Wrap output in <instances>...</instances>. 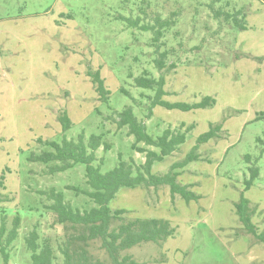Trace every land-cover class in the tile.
<instances>
[{"label": "rangeland", "instance_id": "374dc122", "mask_svg": "<svg viewBox=\"0 0 264 264\" xmlns=\"http://www.w3.org/2000/svg\"><path fill=\"white\" fill-rule=\"evenodd\" d=\"M150 1L148 12L160 11L164 18L183 9L166 38L178 51L171 61L180 64L166 76L163 99L196 104L212 97L216 102L188 112L154 108L153 117L145 120L153 137L167 129L181 130L182 124L185 129L195 126L177 153L155 164L154 173L166 174L183 162L203 134L212 130L214 137L198 144L200 160L189 163L179 177L200 199L187 203L177 196L172 202L169 187L119 191L110 203L113 211L127 210L129 218L169 220L176 229L159 245L147 243L125 254L140 264H264V242L258 238L264 236V120H257L264 115V0H233L246 9L248 29L224 25L216 35L220 25L203 0ZM137 15V7L123 0H0V180L6 177L0 194L9 196L5 206L23 220L10 264L30 261L24 238L35 224L42 236H64V228L45 208L51 202L41 192H63L80 210L94 206L67 189H87L85 165L50 174L47 165L28 161L32 152L47 149L39 140L103 134L112 149L96 152L94 166L103 160L102 174L118 166L119 155L137 165L145 162L144 155L132 150L135 137L112 119L125 107L144 119L145 109L121 89L136 98L142 92L152 95L134 87L133 80L144 69L159 76L148 45L151 33L119 19ZM175 31L180 33L176 41ZM96 72L110 91L108 101L96 90ZM63 113L72 122L66 132L59 122ZM216 125L221 130L212 129ZM254 168L259 176L252 180ZM239 206L250 224L241 220ZM99 246L92 245V252L108 260Z\"/></svg>", "mask_w": 264, "mask_h": 264}, {"label": "trees", "instance_id": "16d2710c", "mask_svg": "<svg viewBox=\"0 0 264 264\" xmlns=\"http://www.w3.org/2000/svg\"><path fill=\"white\" fill-rule=\"evenodd\" d=\"M203 1L208 11L212 13L214 20L220 25L213 35L218 34L224 25L232 26L240 31L248 29L246 9L240 7L237 2L233 0ZM123 2L132 4L133 9L137 7L138 15L130 18L119 16V19L125 21L129 27L151 33L148 45L153 50L152 64L159 76L156 77L151 70L144 69L133 80L134 87L151 91L152 95H149V92H142L139 98H136L131 95L129 90L121 89L125 95L131 97L135 106L145 109L144 119L139 120L132 107H125L122 112L117 113V118L112 119L118 129L128 128V135L135 137L132 150L144 155L145 162L137 165L134 160L125 161L122 155H119L118 166L102 174L100 167L103 160H100L97 167L94 166L98 162L96 152L100 148H104V151L112 149L111 144L105 141L103 134L93 135L89 139L81 134L77 140L64 138L61 142L39 140V143L47 149L40 154L32 152L28 161L47 165L50 174L66 172L78 164L85 165L87 189L75 186H68L67 189L77 196L87 197L94 206L90 209L80 210L65 200L63 192L54 188L41 192L51 202V205H46L45 208L55 215L54 223L62 226L65 232L63 238L42 236L39 223L35 224L24 238L25 249L30 254V261L27 264H140L125 253L147 243L159 245L173 237L176 229L169 220L129 218L127 210L113 211L110 208V203L116 198L119 191L122 188L144 187L147 191L154 189L158 192L159 188L169 187L172 202H175L177 196L187 203L200 199L191 191L192 185L179 183V177L189 163L200 160V155L197 154L198 144L213 138L212 130L200 136L197 146L183 162L173 164L168 173L158 175L154 173L155 164L161 163L177 153L180 147L185 144L188 133L195 126L185 129V124H182L180 129H185L184 131L167 129L162 136L153 137L149 135L145 124V120H150L153 117V110L156 106L164 107L170 111L188 112L209 108L216 103L212 97H206L196 104L170 103L163 99L167 94L165 91L166 76L174 72L180 64V61H171L172 58L175 60L178 51L169 45L166 38L176 29L183 9L172 10L164 18L160 11L148 12L152 5L150 0H123ZM175 3L178 4V2ZM173 36H176V41L180 33L175 31ZM178 46L183 48L182 43H178ZM133 77L134 75L131 73L130 78ZM93 81L96 83V90L103 95L104 100L108 101L110 91L106 89L100 72L94 74ZM257 120H264V115L258 116ZM59 122L63 126V132L72 127V122L65 113L60 114ZM213 128L221 130L220 125L213 126ZM177 170L179 171L177 172ZM181 170L182 172H180ZM258 176L257 168L251 170L252 180ZM5 179L6 177L3 175L0 180V189L5 188ZM10 202L9 196L0 194V264H10L11 252L19 239L23 223L18 212L12 214L10 209L5 206ZM238 214L245 224H250L251 219L246 216L240 206ZM258 238L264 242V236ZM97 243H99L100 249L107 254L108 260H101L92 252V245Z\"/></svg>", "mask_w": 264, "mask_h": 264}]
</instances>
